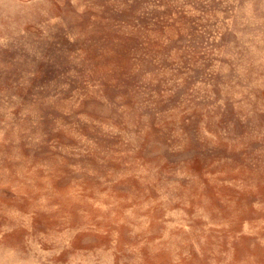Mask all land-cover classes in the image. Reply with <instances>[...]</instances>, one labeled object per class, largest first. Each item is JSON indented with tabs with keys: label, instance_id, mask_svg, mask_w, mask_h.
<instances>
[{
	"label": "rangeland",
	"instance_id": "obj_1",
	"mask_svg": "<svg viewBox=\"0 0 264 264\" xmlns=\"http://www.w3.org/2000/svg\"><path fill=\"white\" fill-rule=\"evenodd\" d=\"M0 264H264V0H0Z\"/></svg>",
	"mask_w": 264,
	"mask_h": 264
}]
</instances>
